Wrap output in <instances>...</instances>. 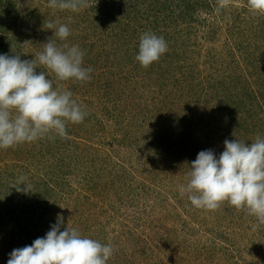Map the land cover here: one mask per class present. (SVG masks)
<instances>
[{
    "label": "rangeland",
    "instance_id": "rangeland-1",
    "mask_svg": "<svg viewBox=\"0 0 264 264\" xmlns=\"http://www.w3.org/2000/svg\"><path fill=\"white\" fill-rule=\"evenodd\" d=\"M93 1L89 0L88 5H91ZM231 1L234 2L232 3L233 5H242V3L246 2V0ZM161 3H164V1L162 0ZM39 7L42 10L48 9L52 13L49 16V20L52 22L67 23L74 17V13L70 11L49 8L48 0H0V42L5 39V36H8L19 43L16 49L8 47V53H5L4 45L0 44V53L14 55L15 53L13 52H20L23 53L21 59L29 60L34 59V56L38 55L40 52L38 46L40 41L37 27L38 21L40 18L48 20L45 14L40 13ZM30 8H34V10L32 9L31 12L29 11ZM89 9L92 8L89 7ZM94 10L97 11L96 8L91 11ZM91 11H88L87 15L83 17V23L71 24L75 34L73 35L75 36L74 39L79 42H82L81 38L85 39L91 36L90 26L98 19L90 20L89 17L93 15ZM219 16L218 9L212 13L211 11H205L204 8L196 14L195 19L199 18V23L188 24L186 21H180L179 26L174 23L172 25L169 24L168 26L170 27L161 31V36L164 38V34L167 36L171 35L170 42L165 39L168 44V51L157 63L147 69L151 71L149 74L144 67L140 66V74L138 69L134 68L138 65L134 57V51H131L132 48L128 46L130 45L129 38H126L127 35L123 32L122 25L116 23V20L114 22L113 17L110 16L100 20L99 32L97 34L95 32L97 38H94L97 42L96 45L98 46L99 43V47L102 49L104 46L107 51L121 48L120 56L112 55L115 58L113 64L118 69L124 67V65H129L131 70L135 72L134 77H131L130 85L133 90L137 91V97L132 99L130 94L128 97L125 96L123 99L127 103L122 104V106H125L124 111L117 118L104 119V113L99 108H96V105L94 106L91 101L94 99L97 87L91 88L92 82H89L90 89L87 87L85 95L83 93L82 96H76L78 103L88 113L87 118L81 124H70L72 126L70 127L71 135L68 137L71 141L70 143H74L73 152H78L77 155L79 157L80 154L84 155L87 158V164L83 166L79 164V159H71L70 152L67 151L65 157L69 158V160L62 164L63 167L67 166V162L73 166L74 164L80 166L79 171L82 174L68 176V179L75 183L85 182L90 184L91 182L99 181V187H106V189H97L100 193H97L96 202L100 203V205H105V203L110 201L120 203L117 198L126 197L128 199L126 203L119 204V206H122V208L126 207L125 214L127 213L132 218L130 219L132 221L131 225L138 227L137 225H140L142 221H147L146 225L143 222L142 224L144 225L138 227L137 231L139 234L148 237L146 240L149 245L152 243L151 248H148V244L142 243L149 249V252H147L142 249L143 245L141 243H139V246L137 245L136 237L131 239L127 237L112 238L111 241L104 243L111 244L114 248L111 261L107 264H139L142 261L146 262V264H154L155 261L158 264H264V225H258L254 221L248 223V219L252 215H245V218H248V226L243 231L241 228H246V224L242 220H237L236 216L232 217L234 220L229 219L227 216L229 211L226 210L228 203L225 202L219 210L206 211V214H204L210 220V222L208 221V226L210 225L211 227L215 221L214 233L199 232V226L196 223L185 226V218L179 216V214L184 216V209L181 207L183 195L179 192V186L187 182V174L190 172L188 171L190 168L189 160L195 153L194 149L206 142V140L199 139L196 141L195 146L193 145L186 149H175L171 140L166 137V128L168 123L171 124L168 118L174 113L177 108L176 105L181 99L174 103L173 111L171 110L166 114L163 113L172 104L173 100L171 99H174L177 94L181 95L182 88L172 87L170 100L164 97L160 106L156 107L157 109L154 108L152 112L151 109H147V107L151 108L152 87L165 84L174 85L183 79L184 70L186 69L189 76L191 78L194 77L197 88H201L197 92L199 97L201 93V100H194L189 107L194 108L192 113L196 115L195 118L207 115L209 120L200 132L201 137L211 139L210 142L221 138L219 142H216L219 144H224L226 139L231 140L228 137H224L223 132L221 134L217 129L212 130L214 129L213 114L219 113L217 110L212 111V107L217 105L216 96L223 99L230 97L228 95L230 93V85H226V83L231 78L227 73L230 72V68L234 69L235 66L230 64L228 57L221 56V53L227 51L225 45L230 40V34L237 35L240 31L246 30V22L243 20H237L233 23L231 21H219ZM252 17H257V15L252 14L247 19ZM260 19L258 20L260 21ZM183 20L185 19L183 18ZM86 22L91 23L86 25ZM211 22H216L222 30H215V32H212L213 36L209 37L208 34L211 31L208 30L209 28L205 29V25H209ZM252 23L256 25V22ZM251 25L249 21L248 26L251 27ZM190 30L192 31L191 33H189ZM116 33H118V36ZM172 35L178 38V43L183 41V38L191 42L185 46L186 48L180 45L174 47ZM179 37L181 38L179 39ZM102 57H98L99 60H96L93 65V67L95 66L94 72L95 74H101L104 80H108L109 75L113 71V64H104ZM90 58L92 57L90 56ZM257 59L256 65L259 68H263L264 59L261 57ZM178 66L180 69H178ZM175 67L177 68V73ZM40 70L37 69V71ZM155 72L160 73L156 82H154ZM248 72L249 70L242 78L234 80L235 82L242 81L237 84V87L240 89V93L243 94V98L245 94L243 92H245L247 85L246 80L250 81L251 78V76H248ZM141 79L146 80L144 84L141 83ZM237 87H235L236 90L238 89ZM91 91H93V94L88 97V93ZM140 93H143L144 96L139 95ZM213 98L214 100H212ZM246 101H249L248 98ZM142 109L143 112L141 113ZM263 115V112L258 114V116ZM226 120L228 119L226 118ZM155 127L158 129L156 130ZM243 129L244 126L240 130ZM125 131L128 132V136H125ZM241 134L242 132L239 133V135ZM254 136L256 135L254 134ZM157 137L160 138V141ZM48 139L38 140L31 145L25 143L14 148L0 150V191L5 189L1 188L3 181L16 179L21 175L26 177L32 190L27 194L22 193L19 200L22 206L17 211L9 212V221L6 225H1L3 220H0V264H7L9 254L13 249L31 245L35 239L45 236L43 229L47 228L46 230L49 231L51 225L57 222L58 216L62 217L64 221L62 230L63 227L69 225L78 229L82 235L98 240L96 238L98 229L94 228V222L97 220L91 221L87 228L84 225H77L74 221L77 209L71 210L66 207V209L71 210L69 211L70 215L67 214L64 206L56 209L57 205L53 201L44 202L45 198L57 195V191H52L53 186L60 192L62 187V185L57 184L58 181L56 182L60 175L59 170L54 168L56 159L50 158L48 155L49 152L53 154L51 150L52 144L48 142ZM242 141L247 142L245 139H242ZM29 150L40 153L42 155L40 160L26 158ZM186 150L187 152H185ZM73 157H75L74 153ZM81 158L84 159L83 157ZM122 167H126L128 172H130L129 174L126 172L127 176L125 178L129 175L132 176L131 173L135 171L134 175L129 177L131 184L129 183L128 186L124 182L118 184V179L115 177L117 173H121ZM145 167L149 168V170L145 169ZM153 173L157 174L155 178ZM104 174L106 177H103ZM86 175L87 179H84ZM100 175L102 177H99ZM123 185L126 187L125 190L120 189ZM142 187H145L144 191ZM78 189L76 186L72 188L71 198L73 200L72 204H76L79 207L82 205L83 200L81 195H88L91 190L85 189L79 193ZM62 196L66 197V193L62 194ZM36 208H38V211L34 210ZM144 208H147V211ZM28 209L29 214H27ZM6 210L3 213H7ZM173 211L176 212L174 213ZM51 215L52 219L49 223ZM134 215H137V221L134 219ZM102 216L104 217L101 212L100 218ZM150 216L151 218L147 219ZM106 218L109 217L107 216ZM72 223H74V226L71 225ZM220 229L223 233H221ZM228 233H230V236H228ZM210 241L212 243L215 242L214 244L217 243L214 249L219 248L218 251L220 252L207 258V254L203 253L201 249L199 250V247L201 244H208ZM188 249H190L189 254L186 253ZM193 257H196L200 262L195 261ZM168 258L171 260L175 259V261H171ZM238 260L240 263H238Z\"/></svg>",
    "mask_w": 264,
    "mask_h": 264
},
{
    "label": "trees",
    "instance_id": "trees-1",
    "mask_svg": "<svg viewBox=\"0 0 264 264\" xmlns=\"http://www.w3.org/2000/svg\"><path fill=\"white\" fill-rule=\"evenodd\" d=\"M161 1L162 0H97L96 2V0H94L93 3L91 5H88L87 8L81 10L79 13H74V17L69 22L65 23L58 21L59 23L67 24L72 30L71 24L77 22L83 23V17L87 15L86 13L96 8L97 11H91L93 12V15L89 18L90 20H94L96 18L98 19L90 26L89 30L92 32L90 34L91 36L86 37L85 39L81 38L82 42H79L74 39L75 36L73 35L75 34L73 30L72 35L68 38L66 42L59 41L56 37H52L53 31L47 29V23L50 21L49 16H51L52 13H50L48 9L42 10L39 7L40 13L45 14V16H47L48 18V20L46 18H40V20L38 21L37 27L39 30L38 33L40 34V41L38 43L39 51L43 50L42 44L46 43L50 38L57 40V43L59 45H62L64 43H67L69 45L74 44L78 45L82 50H84V66L91 67L93 69V72L91 73L92 79L89 81L92 82L91 88L97 87L95 89L96 92L93 97L94 99H92L91 101L94 106L96 105V108H99V110L104 113V119L114 117L117 118V116L121 114L122 111H124L123 109H125V106H122V104L127 103L124 101L123 98L125 96L128 97L129 94L132 96V99L137 97V91L133 90L130 85L132 81L131 77L135 75V72L131 70V67L129 65H124V67H121L119 69L116 65L114 66L113 63L115 58L112 55L120 56L121 48H115L111 49L112 51H107L104 46L101 49L99 47V43L98 46L96 45L97 42L94 38H97V36L95 35L99 32L100 20L104 17L110 16L113 17L114 22L116 20V23H120L122 25L123 32L127 35L126 38H129L130 45L128 46L132 48L131 51H134V57L136 58L139 49L140 36L144 32L151 31L156 35L161 36V31L165 28L170 27L168 26L169 24L172 25L174 23L175 25L179 26L180 21H186V23L188 22V24H192L193 22L194 24L199 23V18L195 19V17L200 10L205 8V11H211L212 13H214V10L216 11V9H218L220 13V16L218 17L219 21H231L233 23L237 20H243L246 22V30L242 32L240 31V33H238L237 35L230 34V40H228L227 45H225L227 51L225 53H221V56H226L229 58L230 64L232 66H235V68L233 69L229 67L231 70L229 73H227L230 75L231 78V80L226 83V85H230V93L228 94L230 97H227L228 99H223L220 97L218 98V96H216L217 105L216 107H212V111L217 110L219 111V113L213 114L212 122H214V129L212 130L217 129L221 132V134L223 132V136L228 137L231 140L238 138L242 141V139H245L249 143H251V141H254L257 135L264 136V115L258 116V114L262 112L264 114V66L263 68H259L256 65V62L258 60L257 58L261 57L264 59V15H257V17L247 19L248 16H252V13L248 10L247 0L246 2L242 3V5H233L232 3L234 2H232L231 0H226V3H222V0H163L164 3H161ZM87 2L89 4V0H87ZM89 7L92 9H89ZM32 9L34 10V8H30L29 11L32 12ZM183 18L185 20H183ZM258 19H260V21ZM249 21L252 24L251 27L248 26ZM91 22H86V25H90ZM252 22H256V25ZM205 26V29L209 28L208 30L211 31V33L208 34L209 37L213 36L212 32H215V30H222V28L219 27L216 22H211L209 25L206 24ZM191 32L192 31L190 30L189 33ZM116 35L118 36V33H116ZM164 35L165 39L170 42L171 35ZM172 37L174 41V47L180 45L181 47L186 48L185 46L189 45L191 42L182 37L183 41H179L178 43V38L174 35H172ZM180 38L181 37H179V39ZM2 40L3 41H1L0 44L4 45L5 53H8V47L16 49V47L19 45L17 41L8 36H5V39ZM178 55L180 56V54ZM256 55H258V57H256ZM90 56L92 58H90ZM100 56H103L102 58L104 60V64H113V71L109 75L108 80H104L101 74H95L94 72L95 66L93 67V65L95 64L96 60H99L98 57ZM136 63L138 66L134 68H137L138 73L140 74L141 65L137 60ZM147 69H150V66L146 68V70ZM175 69L177 73V68L175 67ZM178 69H180L179 66ZM248 70V76H251V78L250 81L246 80L247 85L245 87V92H243L245 93L243 98V94L240 93V89L237 87V84H240L242 81L235 82L234 80L237 78H242V76L245 75ZM147 73L149 74L151 73V71L147 70ZM159 75V72H155L154 82L158 81ZM223 75L226 77L225 74ZM50 78L53 80L55 87H58L62 91H71L73 93V97H75L74 99L76 100V96H82L83 93L85 95V93L87 92L86 89L87 87L89 88L90 85L89 82L81 83L72 81H59L55 77L54 73H50ZM144 81L146 80L141 79L142 84H144ZM174 86H177L180 89L182 88L181 95L177 94L174 99H171V88ZM235 87H237L238 89L236 90ZM198 90H201V88H197V83H195L194 77L191 78L185 69L183 79H181V81L175 83L174 85L165 84L152 87L151 108L147 107V109H151L152 112L154 108L160 106L161 100L164 97H167L169 100L171 99L173 101L172 104L167 107V109H165L163 114H166L169 113L171 110L173 111V106L175 105L174 103H177V101L181 99L180 102L176 105L177 108L175 109L174 113L168 118V121H170L171 124L168 123V127L166 128V137L171 140V143L175 146V149H186L190 146H195L196 141H198L199 139L206 140L204 144L194 149L195 153L191 156L189 160L190 164L196 159L198 153L202 150L212 149L217 154V156L224 151V144L216 143L217 141L219 142L221 138L218 140L215 139V141L210 142L211 139H204L203 137H201L200 132L202 128L204 127L206 122H209L208 116L205 115L201 118H195L196 115L192 113V110L194 108L189 107V105L193 104L194 100H201V93L200 97L197 96ZM92 94L93 91L89 92L88 97H90ZM139 95L144 96L143 93H140ZM246 97L249 100L248 102L246 101ZM212 100H214V98ZM138 110L140 111V109ZM142 112L143 109L141 110V113ZM226 118L230 120L229 123H227L228 120H226ZM243 126L244 129L240 130ZM70 127L72 126L69 124L67 127L68 135L65 138H60L57 136L55 138L48 139V142L52 144L51 150L53 151V154L49 152L48 155L50 158L56 159V165L54 166V168L59 170L60 173L59 178L56 180V182L58 181L59 183L57 182V184L62 185V187L60 192L55 186H53L52 191H57V195H54V197L50 196L48 198H45L44 202L47 203L48 201H53V203L57 205L56 209L60 206H64L67 214L70 215L71 213H69V211H71L72 209H77L74 215V221L77 225H84L87 228V225H89L91 221L97 220L96 222H94V228L98 229V232L96 233V238H98V240L102 244L111 241V239L115 237H127L129 239L136 237L138 246L139 243H145L146 245L148 244V248H151L152 243L151 245H149V242L146 240V238L148 237L139 234L137 231L138 227H142L144 224L146 225L147 221H142V223L144 222V224L141 223L140 225H137L138 227L131 225L130 223L132 221L130 219L132 218H130L127 213L125 214L126 207L122 208V206H119V204H122L124 202L126 203V201L128 200L126 197H118L117 200H119L120 203L110 201L109 203H105V205H100V203L96 202L97 193H100L97 189H106V187H99V181H94L89 184L85 182L75 183L71 179H68L69 175L78 176L82 174V172L79 171L80 166L77 164H74L73 166L68 164L67 162V166L63 167L62 163H65L69 160V158L65 157L66 151L70 152L71 159H79V164L83 166L87 164V158H85L84 155L80 154L79 157V155H77L78 152H73L74 143H70L71 141L68 139L69 135H71ZM157 129L158 128H156V130ZM125 132V136H128V132ZM240 132H242L241 135H239ZM253 133L256 136H254ZM228 135H230L231 137ZM157 139L160 141L159 137H157ZM31 144L33 143H27V145ZM75 149L77 148L75 147ZM28 152V155H25L28 159L40 160V158L42 157V155L36 151L29 150ZM185 152H187V150ZM73 153L75 157H73ZM81 157H83L84 159H82ZM145 169L149 170V168L146 167ZM190 170L191 169L189 168L188 171ZM126 172L127 174L130 173L128 172V169H126V167H122L121 173H117L115 177H117L118 179V184L124 182L128 186V184L130 183L129 177L131 175L125 178L127 176ZM133 173H135V171L131 173L132 176L134 175ZM104 176L105 174L103 175V177ZM156 176L157 174H154L153 177L155 178ZM99 177L102 176L100 175ZM84 179H87V175L84 177ZM16 180L17 178L2 182L1 188L5 189L3 191H0V220H3V223H1V225H6L8 223V215L10 211H17L18 208L22 206V203L20 204L19 202L22 192L17 191L16 188L13 187L15 185ZM75 186L79 188L77 190L79 193L85 189L91 190L90 194L88 193V195H81L83 200L82 205L79 207L76 204H72L73 200L71 198V193L72 188ZM20 187L24 186L21 185ZM120 189L125 190L126 187H124L123 185ZM142 189L144 191L145 187H142ZM64 193H66V197L62 196V194ZM181 204V207L184 209V216H181L180 214L179 216L185 218V226H188V224L191 223H196L199 226V232L204 231L214 233L213 231L215 221L211 225V227L210 225L208 226V221L210 222V220L204 215L206 214L205 210H199L194 208L188 200L187 195L182 196ZM66 207L70 208L71 210L66 209ZM144 209L147 211V208ZM4 210H6L7 213H3ZM34 210L38 211V208ZM226 210L229 211L227 216L230 220H234L232 217L236 216L237 220L244 221V223L246 224V228H241L243 231L247 229L248 223L250 221L257 222L254 216L250 217L249 219L245 218L246 213L244 211H237L234 206H231L229 204L227 205ZM28 212L29 209L27 210V214H29ZM101 212L104 217L102 216L100 218ZM173 212L175 213L176 211ZM107 216L109 218H106ZM134 216V219L137 221V215ZM149 218H151V216L147 219ZM27 219H29V217H27ZM51 219L52 215L49 219V223ZM71 225L74 226V223H72ZM46 229L47 228L43 229L44 234L48 232V230ZM28 230L30 231V229ZM220 231L221 233H223L221 229ZM228 236H230V233H228ZM214 243L210 241L208 244H201L199 250L201 249L203 253L207 254V258H210L213 254L215 255V253L220 252L218 251L219 248L214 249L217 244ZM142 249L144 251L149 252V249H147L145 245H143ZM186 253L189 254L190 249L186 250ZM168 259L171 260L170 258ZM193 259L197 262H200L196 259V257H193ZM110 261L111 258L108 260V262ZM171 261H175V259ZM238 263H240L239 260ZM139 264H146V262L144 263L142 261ZM154 264H158V262L155 261Z\"/></svg>",
    "mask_w": 264,
    "mask_h": 264
},
{
    "label": "clouds",
    "instance_id": "clouds-1",
    "mask_svg": "<svg viewBox=\"0 0 264 264\" xmlns=\"http://www.w3.org/2000/svg\"><path fill=\"white\" fill-rule=\"evenodd\" d=\"M247 5L253 15H264V0H247ZM48 7L79 13L88 2L48 0ZM47 29L62 42L72 35L64 23L49 21ZM57 40L43 43V50L30 60L21 59L20 52L0 53V150L44 138H65L68 125L83 123L88 115L71 91L54 86L50 73L59 81L84 83L92 79L93 69L84 66L85 51L78 45H59ZM167 51L165 38L147 31L140 36L136 60L148 68ZM190 169L179 192L194 208L216 211L227 202L264 225V136L257 135L251 143L226 139L222 153L202 150ZM13 187L24 194L32 191L23 175ZM63 225L58 216L45 236L13 249L7 264H107L114 254L111 244L84 236L69 225L62 230Z\"/></svg>",
    "mask_w": 264,
    "mask_h": 264
}]
</instances>
